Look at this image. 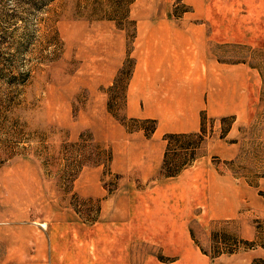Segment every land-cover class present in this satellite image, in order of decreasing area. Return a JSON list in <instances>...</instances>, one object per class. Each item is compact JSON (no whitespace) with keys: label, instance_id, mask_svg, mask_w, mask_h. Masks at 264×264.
Segmentation results:
<instances>
[{"label":"rangeland","instance_id":"1","mask_svg":"<svg viewBox=\"0 0 264 264\" xmlns=\"http://www.w3.org/2000/svg\"><path fill=\"white\" fill-rule=\"evenodd\" d=\"M151 11L221 14L212 53L252 65L258 84L247 123L232 130L234 119H212L172 143L177 176L126 181L110 169L113 142L132 138L108 132L103 95L87 85L105 60L94 47L104 31L125 30L130 49L133 19ZM126 86L122 76L102 92L136 133L124 115ZM100 166L108 193L85 196ZM77 224L92 237L64 229ZM255 260H264V0H0V264Z\"/></svg>","mask_w":264,"mask_h":264},{"label":"crops","instance_id":"2","mask_svg":"<svg viewBox=\"0 0 264 264\" xmlns=\"http://www.w3.org/2000/svg\"><path fill=\"white\" fill-rule=\"evenodd\" d=\"M221 17L211 12L200 16L141 12L133 19L137 31L130 49L126 31L118 28L106 29L102 39L94 43V47L105 49V60L96 70L97 81L87 86L93 94L103 95L101 112L106 116L108 132L112 127L124 137L132 138L113 142L110 165L113 174L126 181L154 180L162 173L168 146L165 136L201 131L204 114L207 121L233 117L232 130L248 122L258 72L248 63L222 61L212 53V36L216 27L220 33ZM128 58L134 61V68L126 89L124 115L128 119L156 121V131L149 137L143 127L129 133L128 126L110 113L108 93L102 92L115 85ZM91 73L94 74V67ZM92 172L91 191H85L84 195L105 197L108 192L101 185L104 166ZM103 203L102 212L107 214L114 208L115 200ZM64 229L84 239L92 237L91 228L80 224L65 225Z\"/></svg>","mask_w":264,"mask_h":264},{"label":"trees","instance_id":"3","mask_svg":"<svg viewBox=\"0 0 264 264\" xmlns=\"http://www.w3.org/2000/svg\"><path fill=\"white\" fill-rule=\"evenodd\" d=\"M130 62H133V64H132L131 70H129V72H128L127 71V66H128V64ZM133 68H134V61L131 58H128L126 60L125 66L120 71L114 86H116L119 83V81H120L122 76H126L127 77V86H128L130 78L132 77V74H133ZM127 86H126V89H127ZM229 118H232V120L234 119L233 117H229ZM226 119H228V118H222L221 120L223 121V120H226ZM132 121L135 122L136 124H138V129H141V127L145 128L146 129V134H147L148 137L151 136L156 131L157 123L154 120H143V121H140L138 119H132ZM206 122H207V117L204 114L203 115V126H202L201 131L204 129V127L206 125ZM144 123L147 124L146 127L144 126ZM148 125H150V126L148 127ZM192 134H194V133H189V134H167L165 136V140L167 141L168 146H167V151H166V154H165V159H164V164H163V167H162V172H164V174L166 175L167 178L168 177H175V176L178 175V171L172 170L170 168L169 161H168L169 150H170V147H171L172 143L178 138L185 137V136L192 135ZM261 262L264 264V260H261V261L255 260L253 262V264H259Z\"/></svg>","mask_w":264,"mask_h":264}]
</instances>
